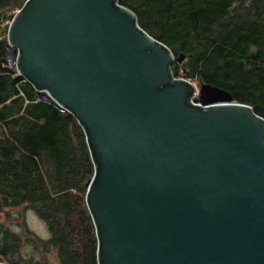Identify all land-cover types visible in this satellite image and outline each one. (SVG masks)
<instances>
[{"label": "water", "instance_id": "95a60500", "mask_svg": "<svg viewBox=\"0 0 264 264\" xmlns=\"http://www.w3.org/2000/svg\"><path fill=\"white\" fill-rule=\"evenodd\" d=\"M5 49L84 131L98 264H264V117L249 104L174 76L185 55L118 0H26Z\"/></svg>", "mask_w": 264, "mask_h": 264}, {"label": "trees", "instance_id": "16d2710c", "mask_svg": "<svg viewBox=\"0 0 264 264\" xmlns=\"http://www.w3.org/2000/svg\"><path fill=\"white\" fill-rule=\"evenodd\" d=\"M25 1L0 0V19ZM118 3L135 13L149 35L185 55V67L171 65L174 76L224 88L264 117V0ZM93 172L78 121L37 98L32 85L8 66L0 40V255L6 264H50L42 255L51 250L56 264H98L85 202ZM17 208L32 210L48 236H33L24 221L11 228ZM25 246L30 249L22 252Z\"/></svg>", "mask_w": 264, "mask_h": 264}, {"label": "rangeland", "instance_id": "374dc122", "mask_svg": "<svg viewBox=\"0 0 264 264\" xmlns=\"http://www.w3.org/2000/svg\"><path fill=\"white\" fill-rule=\"evenodd\" d=\"M18 9H14L10 12H7L6 14L3 15V17H1L0 19V40H5V44H6V31H7V26L11 20V15H13ZM3 30H5V33H3ZM175 64V63H174ZM182 68L185 67V63L180 65ZM179 72L180 74H182V72L180 71V67H179ZM184 70V69H182ZM180 79H185L182 76L179 75ZM187 80V79H185ZM190 82H192L195 87L196 90H199L200 87V82L197 78H194L192 80H190ZM195 97H199V94H197ZM19 213V214H18ZM12 218L8 221L9 225L11 226V228H18L17 224L21 223L24 221V223L27 225L28 229L31 231V234L33 236H40L43 238H46L48 236V229L46 224L37 217V215L31 210V211H22V208H17L13 210V214ZM29 246H25L23 247L22 252H26L29 251ZM44 255H42V257L44 259H47L48 263L50 264H56L57 263V257H56V252L54 250L48 251V252H43ZM0 259H1V263L6 264L5 260H4V256L0 255Z\"/></svg>", "mask_w": 264, "mask_h": 264}]
</instances>
